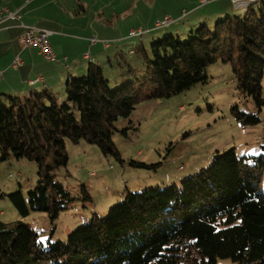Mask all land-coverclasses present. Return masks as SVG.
<instances>
[{"label":"trees","instance_id":"16d2710c","mask_svg":"<svg viewBox=\"0 0 264 264\" xmlns=\"http://www.w3.org/2000/svg\"><path fill=\"white\" fill-rule=\"evenodd\" d=\"M239 10L243 13L236 14ZM190 27L187 38L172 32L149 48H132L129 53H138L145 63L143 72L126 62L122 76L111 79L101 63L90 61L84 75L65 79L63 94L44 85L24 95L2 93L0 163L13 155L34 161L39 171L27 193L0 191V200H11L22 217L42 211L55 222L78 198L56 177L68 166L67 139L97 144L104 155L123 162L114 135L128 130L118 123L142 99L169 97L208 82L207 68L217 61L231 65L238 88L261 107L264 0L213 24L203 19ZM37 80L44 78L30 84ZM236 115L246 117L239 110ZM263 177L264 155L239 156L233 147L181 187L129 191L106 216L93 213L66 240L44 242L29 224L0 219V264H217L219 258L264 264ZM85 186L82 199L92 200Z\"/></svg>","mask_w":264,"mask_h":264},{"label":"rangeland","instance_id":"374dc122","mask_svg":"<svg viewBox=\"0 0 264 264\" xmlns=\"http://www.w3.org/2000/svg\"><path fill=\"white\" fill-rule=\"evenodd\" d=\"M213 1L192 9L193 0H60L44 5L40 14L56 18L70 29L66 30V51L78 55L77 63L88 65L90 61L97 62L93 58L99 56L106 75L115 79L119 74L122 76V67L129 68L126 62H131L133 69L143 67V72L145 63L138 53H129L132 48H149L154 39L172 32L187 38L191 30L189 24L196 23L200 16H209L204 20L210 24L225 18L227 15H215ZM224 5L230 16L235 15L231 1ZM183 9H186V16H182ZM242 13L243 10L236 14ZM167 15L176 21L171 26L155 28V22ZM139 27L148 32L142 37H129L130 29ZM84 37L96 38L99 43L92 45L78 39ZM86 53L90 56L84 59ZM38 64L46 66L45 62ZM62 69L68 73L65 65ZM55 71L54 91L63 94L64 87L56 79L62 70L57 67ZM86 72L87 68L79 76ZM206 74L208 82L196 84L182 93L142 99L131 116L118 123L119 128L128 130L127 134L117 132L114 135L123 162L115 156L104 155L97 144L74 143L67 139L68 166L58 169L56 177L78 198L55 222L42 211L32 210L22 217L8 198L0 200V219L29 224L39 231L44 242L66 240L71 231L88 223L93 213L106 216L111 206L123 201L129 191L173 184L181 187L184 179L208 167L219 152L234 147L239 156L264 155V104L259 107L238 88L230 64L217 61L208 66ZM262 85L264 98V76ZM237 110L246 117L240 120ZM247 116L258 117L259 121L246 122ZM38 171L34 161L11 155L0 163V191L27 193L35 186ZM94 171L96 175L91 174ZM83 184L92 194V200L82 199ZM262 184L264 187V177ZM217 264L234 262L230 258H219Z\"/></svg>","mask_w":264,"mask_h":264},{"label":"crops","instance_id":"0c3cea01","mask_svg":"<svg viewBox=\"0 0 264 264\" xmlns=\"http://www.w3.org/2000/svg\"><path fill=\"white\" fill-rule=\"evenodd\" d=\"M226 1L228 3H230V1L232 2V0H214L212 2L216 5L215 15L220 17L229 14L227 11V6L224 5ZM59 2L60 0H0V9L8 8L11 12H18V14L21 16L20 18L16 16L10 17L6 14L7 12L4 14L0 13V72H2L0 79V98L2 97V93L24 95L32 88L39 86L42 87L43 85L54 88L52 83L54 82L56 74V71L54 72V70H56L57 67L61 68L62 70L60 76L56 78L59 82H61L59 83L61 86H63L64 80L70 74H78L79 72L86 70L88 65L85 62L77 63L76 57L78 55H70L66 51L65 42L68 40V33L66 30L70 29L62 26L58 19H49L44 14H40V11L43 9L44 5L56 4ZM210 2L211 0H208L207 5ZM193 5L194 6L192 9L198 6H203L200 0H193ZM204 6H206V4H204ZM185 10L183 9V12H185ZM205 18L210 17L200 16L196 23H190L189 25H197ZM206 21L208 22V20ZM23 25H36L52 32V35L50 36V43L55 52V59L53 61L46 60L40 54L38 48L34 46L24 48L20 44V36L24 31ZM90 38L91 37H84L78 39L87 41L92 45L99 43L92 42ZM15 44L18 45L17 48H15ZM4 53H7V55H4ZM88 56L90 55L86 53L84 59H86ZM97 57V59L93 58V60L101 63L100 57ZM17 58L21 59L23 63L16 68L14 67L13 63ZM39 62H45L46 66L40 67L38 64ZM62 65L66 66L68 73L64 72ZM17 75H19L20 80L18 79ZM39 76H43L44 80H37L33 84H30V80H33ZM27 82L30 87L27 86ZM36 84H38V86H34Z\"/></svg>","mask_w":264,"mask_h":264},{"label":"built area","instance_id":"2783aa9c","mask_svg":"<svg viewBox=\"0 0 264 264\" xmlns=\"http://www.w3.org/2000/svg\"><path fill=\"white\" fill-rule=\"evenodd\" d=\"M252 0H232L235 9L239 8L240 5H245L248 2H251ZM201 4L204 5L208 2V0H200ZM7 12V13H6ZM0 13L4 14L6 13L10 17H18L21 16L18 14V12H11L8 8H2L0 9ZM183 15H187V13L183 12ZM6 15V16H7ZM176 20L171 16H165L164 19L157 20L154 24L155 28H160L161 25H171ZM24 31L22 35L20 36V42L24 48L26 47H36L38 48L40 54L48 61H53L55 59V52L54 49L50 43V36L52 35V32L48 29H44L41 27H38L36 25H23ZM145 29L143 27L139 28H132L129 32V37H137L140 35H143L145 33ZM93 42H97L98 40L96 38L92 39ZM23 61L19 58L14 60V67H19ZM2 76V72H0V79ZM93 174V173H92Z\"/></svg>","mask_w":264,"mask_h":264},{"label":"bare ground","instance_id":"6f19581e","mask_svg":"<svg viewBox=\"0 0 264 264\" xmlns=\"http://www.w3.org/2000/svg\"><path fill=\"white\" fill-rule=\"evenodd\" d=\"M256 0H252L251 2H248L247 4L245 5H240L239 8H237L236 10L238 9H245V8H248V6L252 3V2H255ZM182 16H186V15H182ZM164 26H169V25H161V27H164ZM135 38V37H133ZM93 175H95V172H93Z\"/></svg>","mask_w":264,"mask_h":264}]
</instances>
